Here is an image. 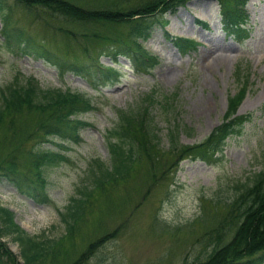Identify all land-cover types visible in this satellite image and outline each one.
Returning <instances> with one entry per match:
<instances>
[{"label":"rangeland","instance_id":"374dc122","mask_svg":"<svg viewBox=\"0 0 264 264\" xmlns=\"http://www.w3.org/2000/svg\"><path fill=\"white\" fill-rule=\"evenodd\" d=\"M85 1L105 6L118 1L120 7L125 3ZM128 3L134 5L135 1ZM2 5L0 40L1 17L8 9L13 27L25 31L37 47L32 46L48 55L14 54L0 48V88L16 76L19 83L33 77L44 89L84 93L94 109L80 115L89 123L80 132V142L42 143L65 157L45 167V186L40 191L48 194V201L36 200L1 178L0 206L12 211L14 222L27 234L44 233L60 239L56 248L59 264L103 236L110 238L96 246L83 264H189L209 252L213 243L208 242L206 233L212 217L220 215L232 200L237 183L248 181L264 166V0L247 2L246 26L251 31L240 43L224 32L216 0H191L175 11L146 16L139 23L148 36L137 37V41L159 57V63L146 73L137 71L127 59L130 43L103 40L123 39L113 35L108 26L101 27L97 37H81L80 47L66 31L82 35V25L50 18L40 8L25 9L14 0H2ZM129 30V24L116 27L124 34ZM179 38L196 41V50L182 52L175 44ZM105 67L118 70L119 82H102L104 76L98 75ZM243 88L247 90L235 114L249 118L226 138L220 160L209 164L187 155L179 158L181 147L200 144L221 124L228 109L227 97ZM147 95L151 99L144 102ZM140 106H148L139 110L141 115L143 110L152 113L156 145L144 140L146 150H141L140 141H133L134 160L128 175L104 179V188L96 187L90 175L92 161L111 165L106 136L118 121V109L131 111ZM31 113L23 110L8 126L7 121L0 122V158L18 156L15 159L22 172L28 169L25 161L30 159L29 150L44 137L34 133L18 149L9 137L13 138V124L22 128L33 125L37 115ZM176 126L178 133L173 139L169 133ZM85 186L91 188L90 196L75 225L66 228L61 213ZM198 218L204 224L196 222ZM0 239L15 256L16 264H21L18 244L10 236Z\"/></svg>","mask_w":264,"mask_h":264},{"label":"trees","instance_id":"16d2710c","mask_svg":"<svg viewBox=\"0 0 264 264\" xmlns=\"http://www.w3.org/2000/svg\"><path fill=\"white\" fill-rule=\"evenodd\" d=\"M14 1L25 9L40 8L48 12L50 18L82 25L81 27L85 30L82 35L75 36L74 34L78 32L66 31L67 34H73L72 39L80 47L82 46L81 37H97L101 27H110L113 35L123 37V39L114 37L112 39L103 38V40L120 44L130 43L126 47V53L129 55L128 59L132 66L137 71L149 72L159 63V60L156 54L137 41V37L146 38L148 36V31L146 28H141L139 22H142L146 16L175 11L190 0H134V5L125 0L124 7L118 6V1L106 6L103 2L92 5L85 0ZM216 1L220 5L223 17V30L239 43L248 38L250 32L246 26L248 14L244 8L248 0ZM1 4L2 0L0 8L3 9ZM1 18L3 40H0V48L3 47L7 52L14 54L39 52L42 55H48L40 47L32 46V44L36 46L35 41L25 31L13 27V23H10L8 9ZM164 23H167V20ZM123 24L130 25L128 33L116 31V27ZM175 44L182 51H187L195 46V42L187 38H179ZM104 70L101 75H98L100 78L104 76L103 83L115 84L118 82L119 72L117 69L105 67ZM18 79L16 76L8 85L0 88L1 125L4 121H7V126L14 123L12 119L23 110L32 112L31 114L36 113L37 116H35L31 127L24 125L22 128V126L13 124L14 134L13 138L9 137V142L15 143L14 147L18 149L20 144L34 133L43 136L44 140L33 145L29 150L30 159L25 161V164L27 161L29 162L25 172L19 170L17 159H15L18 156L10 154L3 159L0 158V179L8 180L17 190L36 200L42 198L41 201L47 202L48 194H41L40 191H43L45 186V167L58 164L59 160L65 157L49 147L44 148L42 143H52L54 140L80 142V132L89 125L87 121L80 118V115L94 109V105L84 93L74 92L70 89L64 91L59 88L44 89L33 77H29L23 83H19ZM243 86L246 88L245 85ZM245 90L244 88L240 89L228 96V109L224 113L221 124L216 126L200 144L181 147L179 158L187 155L191 159H199L209 164L217 159L220 160L226 138L235 131L238 124H242L249 118L248 115L237 116L235 114L236 107L244 96ZM150 99V95H147L143 101L146 102ZM145 108L148 106H140L138 110L131 111L118 109V121L108 130L106 136L111 165L107 166L99 159L92 161L93 169L90 175L93 178L92 183L96 187L104 188V179L110 181L114 179L113 176L121 175V178H125L128 175L134 160L133 141H140L139 147L138 144L137 147L141 150H146L144 140L156 145L154 140L158 137L153 133L155 126L152 124V113L143 110L141 115L139 112ZM29 128H31V132L27 133ZM177 129L176 126L173 131H170L171 138H173L172 135L177 136ZM90 191L89 186L78 189V199L73 198L71 203L66 206L65 213H61V219L66 228L72 229L75 225L85 199L90 196ZM224 208L220 215L215 214L212 217L209 232L206 233L209 237L208 242L213 243L210 251L203 253L201 257L196 256L189 264H264V166L248 181L235 185L233 198L225 204ZM196 222L204 224L199 218ZM3 235L10 236L11 240L18 244L22 258L21 264H59L57 259L59 250L56 248H58L60 239L48 238L44 233L32 236L27 234L14 222L12 211L0 206V236ZM109 238L110 236H103L101 239H97L94 243H90L86 250L61 264L85 263L92 255L94 248L105 241L104 239ZM0 264H16L15 256L4 243H0Z\"/></svg>","mask_w":264,"mask_h":264},{"label":"water","instance_id":"95a60500","mask_svg":"<svg viewBox=\"0 0 264 264\" xmlns=\"http://www.w3.org/2000/svg\"><path fill=\"white\" fill-rule=\"evenodd\" d=\"M0 241H2V240H0ZM13 249H16V245L13 246ZM11 250H12V249H11Z\"/></svg>","mask_w":264,"mask_h":264}]
</instances>
